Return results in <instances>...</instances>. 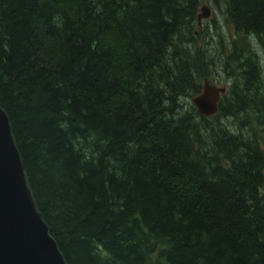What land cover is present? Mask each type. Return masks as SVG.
Listing matches in <instances>:
<instances>
[{"label":"trees","instance_id":"1","mask_svg":"<svg viewBox=\"0 0 264 264\" xmlns=\"http://www.w3.org/2000/svg\"><path fill=\"white\" fill-rule=\"evenodd\" d=\"M202 1L0 0V107L66 264H264V0H214L227 35Z\"/></svg>","mask_w":264,"mask_h":264},{"label":"water","instance_id":"2","mask_svg":"<svg viewBox=\"0 0 264 264\" xmlns=\"http://www.w3.org/2000/svg\"><path fill=\"white\" fill-rule=\"evenodd\" d=\"M211 9L202 4L197 24L208 19ZM225 86L205 78L191 101L201 116L217 113ZM0 264H66L56 241L38 211L8 117L0 107Z\"/></svg>","mask_w":264,"mask_h":264},{"label":"rangeland","instance_id":"3","mask_svg":"<svg viewBox=\"0 0 264 264\" xmlns=\"http://www.w3.org/2000/svg\"><path fill=\"white\" fill-rule=\"evenodd\" d=\"M202 4H208L212 10L210 17L208 19L203 20L201 23L202 27H205V26L207 27V29L203 28V31H208L209 34H214V35L216 34L217 31L218 32L222 31L225 33V35H227V26H226L225 19H224L223 3L222 2H216L214 0H203L201 2V5ZM213 21H215V22H213ZM214 24L217 26V28L219 30L217 28H215ZM202 27H200V29ZM202 39H203V41L200 43L205 44L206 36L203 37ZM201 47H203V46H201ZM218 73H219V75H216L217 73H215V76H213L212 81H214L215 82L214 84H216L218 86H225L226 91H227L228 90V82L225 81L226 76L221 71V69H218ZM190 102H191V100H190Z\"/></svg>","mask_w":264,"mask_h":264},{"label":"flooded vegetation","instance_id":"4","mask_svg":"<svg viewBox=\"0 0 264 264\" xmlns=\"http://www.w3.org/2000/svg\"><path fill=\"white\" fill-rule=\"evenodd\" d=\"M210 7V6H209ZM211 9V8H210ZM212 11V10H211Z\"/></svg>","mask_w":264,"mask_h":264},{"label":"bare ground","instance_id":"5","mask_svg":"<svg viewBox=\"0 0 264 264\" xmlns=\"http://www.w3.org/2000/svg\"><path fill=\"white\" fill-rule=\"evenodd\" d=\"M203 21V20H202ZM202 23V22H201Z\"/></svg>","mask_w":264,"mask_h":264}]
</instances>
